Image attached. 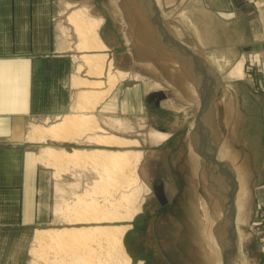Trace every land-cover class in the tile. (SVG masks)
Returning a JSON list of instances; mask_svg holds the SVG:
<instances>
[{
    "label": "rangeland",
    "instance_id": "1",
    "mask_svg": "<svg viewBox=\"0 0 264 264\" xmlns=\"http://www.w3.org/2000/svg\"><path fill=\"white\" fill-rule=\"evenodd\" d=\"M53 1L56 9L58 50L62 55L70 56L74 70L83 64L82 55L93 54L77 50L75 45L80 43L79 39L66 22L70 12L83 6L88 8V15L91 18L103 20L99 35L108 47L105 52L108 60L113 62V68L106 72L115 75L114 82L112 86L110 85L109 96L103 97L102 101L105 100L98 104L93 114L81 113L79 106L84 102L77 100V93L89 88L80 85L82 82L77 88L74 87V102L70 113L78 115L77 118L82 116L84 120L86 119L83 115L97 116V127L107 130L110 134L139 141L138 147L108 150L140 151L143 157L138 165L136 177L125 178L124 184L127 188L120 192L115 191L114 181L97 184L99 172L103 170L97 171L92 165L84 170L76 168L77 172L65 165L63 168L55 165L61 170L60 173H63L58 176L59 169L47 164L48 177L43 179L47 203L44 209L45 220L28 229L25 255L23 250L21 252V255H24L23 264L53 262L52 257L48 258L50 255L46 257L43 255L44 258L36 257L40 246L35 237L39 230L86 226H130L124 235V249L131 259V264H213L214 261L209 257V250L203 238L204 222L200 205L205 200L212 211L214 196L207 188V180L210 182L215 178L219 182L223 220L220 222L210 217L218 226L222 223L220 228L223 237L226 223L224 215L228 207L225 204L229 200L231 190L234 189V162L237 163L235 168L241 166L248 172L249 195L246 204L250 221L246 226L239 228L243 236L242 249L249 264H264V61H262L264 59L259 61L256 53L245 49L246 45L235 46V43L242 39V35L247 37L253 33L260 34L259 27L262 23L258 20L259 8L264 9V0H235L234 12L243 9L242 19L250 20L251 25L239 24L232 28L227 25L226 20L233 11H220L218 16L212 9L221 5L214 2L213 6L210 0H160L161 7L155 0L157 6L154 4L155 9L151 10L154 12L153 18L148 16L146 11L134 10L135 13L139 12L137 16L141 17V21L137 16L134 19L132 10L130 11V4L134 8L140 6L138 0L128 2L119 0V10L111 6V0ZM182 13L188 20L181 21ZM157 16L160 17L159 22ZM261 30L263 31L262 27ZM152 39H155L153 43ZM164 41L171 44L177 41L199 57L189 59L181 53L179 55L182 49H174ZM149 43L152 46H148ZM155 45H158L157 49ZM143 46L148 47V50ZM151 47L156 51L160 49L158 51L160 54L151 55L149 52L153 49ZM140 48L144 49V52L139 50ZM162 55L163 57L168 55L170 58L181 56L182 62L195 67L192 80L196 83L194 86L198 99L190 97L188 90L167 85L166 81L171 80L168 70L163 72L160 69L163 66L160 62ZM217 58L223 65L222 70L217 67L215 62ZM223 58L229 61V65L222 62ZM239 61L243 62V78H231L229 73L233 65ZM76 71L73 82L80 78L91 80L90 82L98 80L90 79L84 72L77 74ZM183 79L185 78L179 80ZM228 85L232 87L229 92L226 89ZM105 89L108 90L109 86L106 85ZM226 90L229 94H226ZM180 91H185L182 97L178 96ZM224 93L228 98L227 103L223 102ZM185 100L192 102L186 103ZM92 104L93 102L86 103L88 106ZM109 118L127 121L132 131L124 134L108 127L105 122H109ZM78 123L79 119L75 126L73 125L79 132H76L75 136L70 134L72 138L69 141L73 140L71 143L52 144L47 139L49 136L40 134L37 138L36 134L28 133L30 157L41 164L40 162L46 163L45 160L49 158L45 153L48 147L67 151L101 149L86 141L83 135L85 130L81 127L83 125ZM73 126L70 127L71 130ZM154 131L167 133L170 138L162 144H154L150 139V134ZM64 136L68 137L67 133ZM226 141L237 159L233 155L230 159H219L221 156L218 154L219 146ZM192 149L200 153L199 157L196 155L199 159V174L194 172ZM134 179L141 183L138 191L132 187ZM100 187H104L109 195L115 194L116 200L108 202L103 200ZM157 188L163 192V197L157 198L159 195ZM89 193L92 194L89 196V202L104 204L108 208H111L110 203L123 202L124 207L120 206V212L127 210L131 212L133 209H138V212L132 221H115L105 225L75 224L71 220L73 215L70 214V208L80 197ZM129 194L132 195L128 199L130 201H127L125 197ZM235 216L236 203L234 215L236 239L233 240L235 242L233 249H236L237 243L239 244ZM233 249L228 253L230 264L235 262Z\"/></svg>",
    "mask_w": 264,
    "mask_h": 264
},
{
    "label": "bare ground",
    "instance_id": "2",
    "mask_svg": "<svg viewBox=\"0 0 264 264\" xmlns=\"http://www.w3.org/2000/svg\"><path fill=\"white\" fill-rule=\"evenodd\" d=\"M138 1H140V6L137 5L135 8L134 6L131 7L132 5L130 4V11L132 10L131 14L134 17V19L137 16V13H139V12L135 13L136 10L138 11V9L142 11H146L148 16L153 18L154 17L153 12L151 11V7L148 5L147 1H144V0H138ZM156 1H157V4L161 7L160 0H156ZM118 4H119V0H111V6L119 10ZM154 4L156 5L155 0H154ZM71 5H75V4H71ZM87 9L88 8L82 6V8L80 7L76 9L74 12H70L67 15L66 22H67V25L70 27V29L74 32L77 39H79L80 43L77 40L79 44L76 43L77 45H75V47L77 46L76 47L77 50L83 53H93L90 55L84 54L81 56L83 64L80 65L78 68H76L77 69L76 72L77 74L84 72L90 79L96 78L98 80L95 82H90L91 80H87V79L83 80L80 78V80L82 81L78 79H75L74 81V86L76 88L80 84V82H82L80 85H84L87 88H89V90L81 91L77 94V100L84 102L83 105L79 106L81 107V109L79 110H81V113L83 114H93V111L97 108V106H99L98 104L99 103L101 104L103 97L109 94L110 85L112 86V82H114L115 75L110 74V73L108 74V72H106L107 70H111L113 68V62L112 60H108V56L107 54H105V52L108 50V47L106 46V44L104 43V41L99 35V29H100V26L102 25L103 20H101L100 18L99 19L91 18V16L88 15ZM180 18L182 22H184V20H188V18L185 16L184 13L180 15ZM137 19L140 20L141 17H138ZM154 40L152 39L151 42L153 43ZM147 41H145V43H147ZM197 42L199 43L198 40ZM143 43L142 45H144ZM150 44L151 43L147 45L152 46ZM144 46H146V44ZM157 46H156V49H157ZM183 46L184 45H182V47L179 48V50L180 49L183 50ZM142 48H140L139 50L143 51L144 49L142 50ZM145 50H148V47L145 48ZM159 50L160 49H158V51ZM158 51L154 50L153 48L149 52L151 53V55L154 56L156 54L157 55L160 54L158 53ZM145 52L149 53L148 51H145ZM162 54L164 55V53ZM163 55L160 58V62L163 64V66L160 69L163 70V72L164 70L165 71L168 70V73L170 74L169 77L171 80L169 82L166 81L168 83L166 84L168 86L169 85H173L176 87L178 86L179 88H182L185 91L188 90V93H190L191 95L190 97L194 99H198L196 97L197 96L196 95L197 92L195 89L196 87L194 86V84L196 83H194L192 80L195 75L194 74L195 67H193L191 64L187 62H184V61L182 62V59L180 58H183V57L181 56L179 58H175V57L170 58L168 55H166V57L165 56L163 57ZM179 55H180V52H179ZM222 60H223L222 62H224L225 65L227 64L229 65V61H227L225 58H223ZM215 62L219 70L220 69L222 70L223 65H221V63L219 62V58H217ZM243 73H244L243 62L239 61L238 63L233 65L229 73V76L231 78L239 79V78H243ZM182 77L185 79H183V81L179 80ZM174 82H176L175 85L173 84ZM106 85L109 86L108 90H106L108 87L105 89ZM230 88H232L231 85H228L226 88L228 92ZM184 92L182 91L178 92V96L182 97L181 95H183L182 93ZM228 92L226 94H229ZM226 94L223 98L224 103H227L228 101V98H226L227 97ZM92 102H93L92 105H89V106L86 105V103L91 104ZM185 102L191 103L192 101L185 100ZM77 117L78 115L76 114L65 116L64 118H62L59 122L55 124L51 123L47 126L38 125L34 128V131L40 133L41 135L53 136L54 139H58V140L65 139L66 140L68 138V140H70V138H72L70 137L72 134L77 135V133L79 132V130L77 132L76 128H74L75 123L79 119L80 123L78 124L83 125L81 127L84 128L85 130L83 132V135L85 136L86 141H88L91 145L101 147V149H95V150L75 149L72 151H67L63 149H56L54 147L53 148L48 147V149L45 151V153L47 154V157H49L47 159L48 164L56 168H58V166H55V165H59L62 168H63V165H65L68 168H71V170L74 169L75 172H77L76 168H82L84 170V169H87L88 166L92 165L97 171L99 169L103 170L102 172H99L100 177L96 182L97 184H100L102 182L108 183V182L114 181L116 192H120L124 190L125 188H127V186H125L124 184L125 182L124 179L130 176L136 177V172L138 170L137 168L142 160L143 153L140 151L131 152L128 150L112 152L108 149L109 148L138 147L139 141L136 139L131 140V139L119 137L114 134L108 133L107 130L99 126L97 127L96 126L97 116L95 117L94 115H86V116L83 115V117H85L86 120H84L82 116H80L79 118ZM80 119L81 120L83 119L82 120L83 122ZM108 121L109 122H105V124H107L108 127L110 126L114 130L117 129L121 133L127 134L132 131L131 129L132 127L127 121L125 122L122 119H116V118H109ZM72 126L73 128L71 130L70 127ZM96 131H100L103 134L102 133L97 134ZM66 133L68 137L64 136L66 135ZM167 137L168 135H166V133H162L158 131H154L153 133L150 134V139L154 144H161L165 142L167 140ZM73 139H76V138H73ZM218 151H219L218 154L221 155L219 157L220 160L230 159L232 158V155L234 158H236L235 157L236 154L234 152L232 154V151L230 150V147L228 146V141L223 142L219 146ZM191 154H192V157L194 158L193 159L194 172L198 173L199 171V164H198L199 156L198 155L200 153L199 151L196 152L194 149H192ZM235 163L236 162H234V170H233L234 184L233 185L237 187V190H235V192L237 191L236 192L237 196L234 197V202L236 203V216H235L236 229L239 234V244L237 243L238 251H237V247L236 249L235 248L233 249V246L235 243L233 242V240L236 239L234 228L233 230L228 231V228H227L228 222H226L224 225L225 228L223 230L224 232H223V237H222V228H220L222 223L220 224V226H218L214 221L213 222L211 221L210 216H212L213 219L217 221L219 220L220 222L221 220H223V214H222L223 205L221 203V198L219 197L220 195V191H219L220 189L218 187L219 182H217L215 178L214 180L212 178L210 182L207 180V183H208L207 188L210 191V193L214 196V202L212 203L213 205L212 211L209 209L210 206L208 203H206L205 200H203V202L201 201L202 203L200 205L203 211V216H202L203 218L202 220L204 222L203 238L209 250V257L212 259V261H214V263L212 262L213 264H223V253L218 243L219 236L221 239L227 238L226 245L228 244V242L231 244L227 248H228L229 253H230V249L234 250L233 252L235 253L234 254L235 255L234 264H249L246 259L245 252L242 249V245H241V243H243V236L241 232L239 231V228L241 226L243 225L246 226L247 224H249V221H250L248 208L246 204L247 196L249 195L248 172L244 171L243 167L241 166H238L237 168H235V165L237 164ZM60 171H61L60 169L57 170L58 176H60V174H63V173H60ZM210 175H211V172H210ZM132 187L134 188L135 191H138L141 188V183L139 182L138 179H134ZM100 188L102 189L101 197L103 198V200H106L107 202L109 200L110 201L116 200L114 197L115 194L109 195L108 191L104 187H100ZM91 195L92 194L89 193V194L84 195L83 197H80L79 200L70 208L71 209L70 214L73 215L71 219L73 223L75 224L83 223L87 225L98 223V225L99 224L105 225V224H109L115 221H120V222L121 221H132L138 212V209H133L131 212L130 210L120 212L121 211L120 206L124 207L122 205L123 202L121 203V202L116 201V203H110L112 209L108 208L107 205H104V204L98 205L95 202H89L88 201L90 199L89 196ZM131 195L129 194V196H126L125 199L127 201H130L128 199L131 198ZM211 212H212V215H211ZM129 228L130 226H111V227L110 226H107V227L106 226H95V227L86 226V227H79V228L71 227V228H64V229H58V230L56 229L39 230L35 237V241L40 246V249L36 253V257L39 256L40 258H44L43 255H45V257L47 255L48 256L50 255L48 258L50 257L53 258L52 259L53 262H51V264H131L132 263L131 259L127 256L126 251L124 249L125 248L124 235L129 230ZM229 262H230V259H229Z\"/></svg>",
    "mask_w": 264,
    "mask_h": 264
},
{
    "label": "crops",
    "instance_id": "3",
    "mask_svg": "<svg viewBox=\"0 0 264 264\" xmlns=\"http://www.w3.org/2000/svg\"><path fill=\"white\" fill-rule=\"evenodd\" d=\"M234 1L210 0L213 6L214 2L221 5L212 12L219 16L220 11H233L225 19L231 28L251 25L242 19L243 9L234 12ZM54 4L53 0H0V264H23L28 229L45 220L43 179L49 166L47 160L39 164L30 157L28 133L39 138L36 126L74 115L70 112L76 70L70 56L58 50ZM259 9L260 34L242 35L235 46L246 45L260 61L264 59V9ZM47 139L52 144L73 142Z\"/></svg>",
    "mask_w": 264,
    "mask_h": 264
},
{
    "label": "water",
    "instance_id": "4",
    "mask_svg": "<svg viewBox=\"0 0 264 264\" xmlns=\"http://www.w3.org/2000/svg\"><path fill=\"white\" fill-rule=\"evenodd\" d=\"M127 2H128V0H126ZM134 1H136V0H134ZM144 1H147V3H148V5L151 7V10H154L155 8H154V0H144ZM154 13V12H153ZM155 15V14H154ZM157 15V14H156ZM155 15V16H156ZM160 17H158L157 16V19H158V21L157 22H159V19ZM164 31V30H163ZM165 32V31H164ZM164 43H167L168 45H170L172 48H174V49H179V48H181L182 47V44H180L179 42H177V41H174V44H171V43H168V42H166V41H164ZM171 48V49H172ZM184 51V52H183ZM183 51L182 50H180L179 52L182 54V55H185L186 57H188L189 59H197L198 57H199V55H197L196 53H194V52H192V51H190L188 48H186L185 46H183ZM198 56V57H197ZM203 103H204V100H202V105H203ZM202 109H203V106L201 107V113H202ZM223 164V163H222ZM224 165H226V164H224ZM227 166V168H230L229 167V165H226ZM233 191L231 190V194H229V200L227 201V204H225V205H228V207H227V211H226V215H224V217L226 218V222H228V225H227V228L231 231V230H233V228H234V215H235V202H234V197L236 196V192H235V190H236V186L235 185H233ZM158 197H163V192H161L159 195H158ZM162 200V199H161ZM221 202H222V199H221ZM163 203V202H162ZM219 245H220V247H221V249H222V251H223V264H230V262H229V257L230 256H228V253H229V251H228V248L226 249V241H227V238L226 239H221L220 238V236H219ZM231 244L228 242V244H227V247L228 246H230Z\"/></svg>",
    "mask_w": 264,
    "mask_h": 264
},
{
    "label": "flooded vegetation",
    "instance_id": "5",
    "mask_svg": "<svg viewBox=\"0 0 264 264\" xmlns=\"http://www.w3.org/2000/svg\"><path fill=\"white\" fill-rule=\"evenodd\" d=\"M183 101H184V100H183ZM162 133H164V132H162ZM166 135H168V137H167V140H168V139L170 138V137H169V134L166 133ZM167 140H166V141H167ZM166 141H165V142H166ZM163 143H164V142H163ZM161 144H162V143H161ZM200 168H201V167H200ZM197 174H199V171H198ZM160 192H161L160 188H157V193L160 194ZM157 198H158V196H157ZM163 202H164V201H163Z\"/></svg>",
    "mask_w": 264,
    "mask_h": 264
}]
</instances>
